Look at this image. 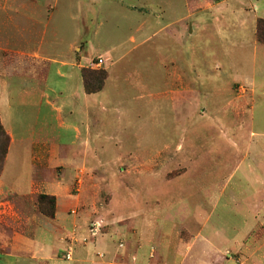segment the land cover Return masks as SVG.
Segmentation results:
<instances>
[{
  "label": "rangeland",
  "instance_id": "rangeland-1",
  "mask_svg": "<svg viewBox=\"0 0 264 264\" xmlns=\"http://www.w3.org/2000/svg\"><path fill=\"white\" fill-rule=\"evenodd\" d=\"M86 1L59 2L43 49L83 42L84 69L107 73L88 105L48 107L0 65L2 215L29 217L0 264H264V0Z\"/></svg>",
  "mask_w": 264,
  "mask_h": 264
},
{
  "label": "crops",
  "instance_id": "crops-1",
  "mask_svg": "<svg viewBox=\"0 0 264 264\" xmlns=\"http://www.w3.org/2000/svg\"><path fill=\"white\" fill-rule=\"evenodd\" d=\"M68 1L69 0H62L63 3H67ZM59 2H61V0H14V3L11 4V8L9 2H4L0 5V11L2 12L0 14V26L2 28L0 31V65L2 67V74L7 75V79L13 76L18 78L20 85L17 89L18 91L25 90L24 92L28 94L30 90L34 91L36 89V91H38L41 87L43 92L40 95V99L46 106L51 108H68L70 110L71 108H75L76 110L79 105L77 103L80 102L81 105H83V103L88 105V103L91 102L89 96L98 97L106 87L100 93H86L82 70L87 68L88 65L84 63L82 59V47H79V44L83 43L81 40H70L61 50L50 51L47 50V48L43 49L46 44L52 43L46 40L48 31L53 30V38H60L59 35L55 34L57 31L56 29H58L56 12L60 10V8L58 9L60 6ZM97 2L100 1L87 0L82 5L83 14L86 15L87 10H91L93 13L98 11L99 15V13L103 11L105 3L102 2L99 4L96 11H94L92 5H96ZM110 7V9H114L113 6ZM62 9L64 10V15L62 14L63 17H69L65 14L67 10L64 6H62ZM99 20L103 19L100 18ZM15 22L17 23V28H19L20 36L17 39L18 43L12 45L11 41L14 38L5 35L2 26L5 24H15ZM52 23H54V28L50 30L49 28ZM14 26L16 25H12V27ZM62 31H64V29ZM62 31L60 32L62 33ZM113 48L114 46H108L107 54H114L113 57H115V49ZM89 61L90 60L87 62L89 63ZM7 88H9V83L3 80L1 84L0 105H7V97L4 93L8 90ZM93 101L95 102L96 100ZM0 119L4 125L1 113ZM62 125L66 127L67 130H73L77 136L81 135L79 127H75L69 123L67 125L63 123ZM6 132L11 137L12 145L14 141L13 135L7 129ZM11 145L6 157L3 173L9 162ZM35 167L40 170L41 166L36 164ZM3 173L1 177H3ZM31 184L33 187L35 186L34 182ZM2 196L3 195L0 194V224L4 227L2 234L7 235L11 233V235L8 238L7 245L5 244L6 246L0 244V252L12 254L17 248V244L26 240L23 238V234H26L23 219H29V217L23 214L17 217L13 214V218L10 213L7 214L6 212L7 215L3 216L2 205L4 201H2V199L5 198ZM15 216L17 218H15ZM58 217L57 213L56 219L52 220V222L56 223V221H59ZM6 221L9 222V225H5ZM26 222L29 224L28 220ZM57 227L60 229V226L57 225ZM59 229L56 228V231L58 232ZM40 260L41 258H39V264H42Z\"/></svg>",
  "mask_w": 264,
  "mask_h": 264
},
{
  "label": "trees",
  "instance_id": "trees-1",
  "mask_svg": "<svg viewBox=\"0 0 264 264\" xmlns=\"http://www.w3.org/2000/svg\"><path fill=\"white\" fill-rule=\"evenodd\" d=\"M264 22V21H263ZM259 23V27H261V24ZM258 41L262 42L264 44V33L262 30L260 31V34L258 35ZM82 76H83V81H84V87L85 91L88 94H96L98 92H101L102 89L106 85V79H107V73L103 72L100 76H92L91 71L87 69L82 70ZM11 145V137L10 135L6 132V129L4 128V125L2 124V121L0 119V177L3 173L5 162H6V157L9 151ZM40 201L44 205L46 202L52 205L56 202V199L54 196H49V195H42L40 196ZM51 216L55 215L54 207L53 210H51ZM47 216V215H46Z\"/></svg>",
  "mask_w": 264,
  "mask_h": 264
},
{
  "label": "built area",
  "instance_id": "built-area-1",
  "mask_svg": "<svg viewBox=\"0 0 264 264\" xmlns=\"http://www.w3.org/2000/svg\"><path fill=\"white\" fill-rule=\"evenodd\" d=\"M103 63H104V61L102 59H98L95 65L97 67H100ZM66 258L70 259L71 258V253H67Z\"/></svg>",
  "mask_w": 264,
  "mask_h": 264
}]
</instances>
